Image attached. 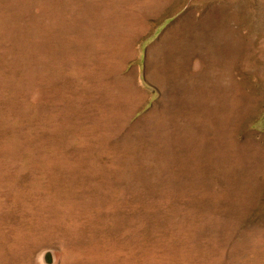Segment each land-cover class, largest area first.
<instances>
[{
    "label": "rangeland",
    "instance_id": "1",
    "mask_svg": "<svg viewBox=\"0 0 264 264\" xmlns=\"http://www.w3.org/2000/svg\"><path fill=\"white\" fill-rule=\"evenodd\" d=\"M0 264H264V0H0Z\"/></svg>",
    "mask_w": 264,
    "mask_h": 264
},
{
    "label": "bare ground",
    "instance_id": "2",
    "mask_svg": "<svg viewBox=\"0 0 264 264\" xmlns=\"http://www.w3.org/2000/svg\"><path fill=\"white\" fill-rule=\"evenodd\" d=\"M186 19V18H185ZM188 20V19H187Z\"/></svg>",
    "mask_w": 264,
    "mask_h": 264
}]
</instances>
